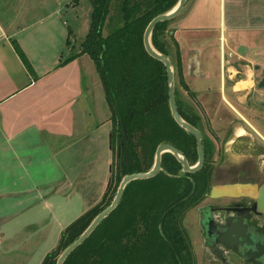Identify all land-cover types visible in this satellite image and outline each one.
Segmentation results:
<instances>
[{
	"label": "crops",
	"instance_id": "crops-1",
	"mask_svg": "<svg viewBox=\"0 0 264 264\" xmlns=\"http://www.w3.org/2000/svg\"><path fill=\"white\" fill-rule=\"evenodd\" d=\"M59 4V0H0V215L5 218L0 224V244L33 223L34 229L53 237L46 254L60 239L59 195L72 198L81 192L88 203L85 211L106 190L104 177L93 180L98 184L95 190L81 180L61 182L59 171L95 169L94 160L103 153V133L108 130L109 162L113 153L110 113L98 120L90 117L88 113L96 116V111L88 104L90 84L84 85L85 72L68 69L84 53L59 65ZM176 17L172 27L189 86H181L184 103L195 106L203 123L212 116L224 120L225 111L231 109L246 119L239 108L254 87V79H234L244 73L236 64L244 60L246 75L251 71L254 75L256 65L264 63L256 60L251 66L255 59L250 55V48L264 38V0H187ZM241 44L247 47L244 54L238 52ZM213 102L216 108L210 114ZM238 130L239 136L244 135L243 127ZM24 213L22 219L30 222L19 224ZM50 219L55 223L52 231L47 229ZM13 221L14 225H7ZM22 244L11 249L24 250ZM2 253L11 255L12 250ZM43 253L35 264H41ZM4 260L15 262L2 258L0 263Z\"/></svg>",
	"mask_w": 264,
	"mask_h": 264
},
{
	"label": "trees",
	"instance_id": "trees-1",
	"mask_svg": "<svg viewBox=\"0 0 264 264\" xmlns=\"http://www.w3.org/2000/svg\"><path fill=\"white\" fill-rule=\"evenodd\" d=\"M178 1L89 0V28L79 46L72 43L69 30L66 44L70 54L61 57L59 65L83 53L94 60L110 109L112 149L119 154V182L127 173L148 170L153 165L158 144L164 141L182 149L191 164L198 160L195 135L172 114L166 65L151 55L144 44V32L150 20L172 9ZM174 20L175 17L157 23L151 40L157 50L170 56L179 85L188 89L181 47L172 27ZM112 23L110 32L104 34L105 24ZM175 93L182 116L199 127L200 115L184 103L177 83ZM203 143L206 160L197 171L180 174L182 163L171 151H166L157 174L130 181L116 208L63 264H197L184 218L190 208L205 199L212 187L213 147L204 136ZM137 183H144L143 192L140 190L143 198L127 199L128 191ZM114 190L110 185L99 202L63 229L58 244L41 264H56L62 250L110 204Z\"/></svg>",
	"mask_w": 264,
	"mask_h": 264
},
{
	"label": "rangeland",
	"instance_id": "rangeland-1",
	"mask_svg": "<svg viewBox=\"0 0 264 264\" xmlns=\"http://www.w3.org/2000/svg\"><path fill=\"white\" fill-rule=\"evenodd\" d=\"M188 1L191 2V0ZM59 2V57L61 54V56L65 58L70 54V48L66 44V37L68 36V31L71 29L70 38L72 43H75L76 46H79L82 38L84 37L85 33L89 28L91 4L89 0H59ZM73 5L76 6L73 7ZM176 18L177 17H175V19ZM113 24L114 23L110 25L105 24L104 34H108L110 32L113 27ZM195 35L196 34H194V36ZM196 37L202 36L200 35ZM250 55H253L255 59L253 64L251 63V66H254L257 61V63H259V61H264V38L262 41H260V44L258 46H252L250 48ZM172 58L175 59L174 54L172 55ZM239 61L240 63L238 62L239 64L236 65H238L239 68L244 71V73L237 74L234 79L241 77H252L254 79V87L252 88L246 99H244V102H241V107L239 108V111L243 114L244 117H246L247 120L242 119L243 123H241L242 116H240L238 112L231 109L229 111L227 110L228 112L225 111V115H228L226 119L220 120L219 118H217V116H212V119L208 117L207 121L203 123L201 120V115L196 110L195 106L191 104L188 100V103H190L189 105L191 107V110L200 115V121L202 122V124L199 126L203 131L204 138L208 139L213 147V155L211 161L214 165V169L216 168L217 171L216 174L215 172H213L214 175L212 186L214 184H221L224 181H226L224 183H227L228 180L230 182H235L233 179L234 175L240 172L242 168L250 167L254 158V161H256V165L259 167V169H262L264 165V154H261V152H264V106L259 103L260 100L264 99V88H260L257 86V82L263 75L264 63L260 64L259 67H253L255 70L251 67L255 72L254 75H252V71L249 73V75H246V68L245 66H242L243 64H245V62H243L244 60ZM173 67L175 66L173 65ZM68 69H74L78 70L79 72H85L84 85L90 84V100L88 101V104L91 105V107L94 106L96 111V116L92 115V112L90 111L88 113L90 117L98 120L100 118H104L105 115H108L110 113L109 105L106 101L105 92L103 89L100 75L96 68L95 62L91 58V56L87 53H84L80 60H78V62H73L72 64H70L68 66ZM175 78L177 87L180 90L181 97L183 95L181 92L182 87L181 85H179V82L177 80L178 78L176 76ZM199 80H201V82L203 83L204 79ZM240 86H244V84H240ZM92 89L94 90L93 96ZM182 99L183 101H185L183 96ZM210 106L211 107L209 113L212 114L211 111L216 108V104L213 102L212 104H210ZM223 107L224 106L219 109L220 114L224 112V110H221ZM81 119L84 118L81 117ZM248 121L260 131L261 135L250 127ZM240 127H243L245 129L244 135L242 136L238 135V129ZM103 134L106 141V144L103 145L106 149V155L103 154L104 148L102 147L103 153H100L99 156L94 160L96 165L95 169H64V171L63 169H61V172L59 171V178H62L61 182L63 181L65 184H67V182H71L73 184L75 181L78 182L81 180L82 183H88V186L94 185L93 187L96 190L98 184L96 182L95 184H93V180H100L104 177V180L106 182L104 186L107 189L109 176L112 175L111 185L115 187V190L111 193V195H113L114 198L120 183L118 181L117 174L119 154L118 150L113 152L112 161L109 162V158L111 155V152L109 150V130L105 131ZM3 178L5 179V176L1 175L2 180ZM83 180H85V182H83ZM256 184H254L253 188L256 187ZM141 189L143 192L144 183H137V185L133 187L132 190L128 191V196L126 198H134L137 201L141 200L144 194L141 193ZM79 193L80 194H72V198L66 197L67 195L64 194L59 195V221L62 224V229L67 226L71 221L80 216L84 211L83 208H85V206H88L86 199L84 200L81 192ZM101 198L98 199V201L101 200ZM221 199L224 198H213L211 196H208L205 197V199L199 204L201 205L202 203L215 202ZM198 205L190 208L186 212L184 218V226L187 231L190 230L189 233L191 232L193 250L196 255L197 264H222L219 260L215 259L209 249L204 247L203 237L199 232L200 215ZM5 206L7 207V205H1L2 208H5ZM25 214L26 213L21 215V220L18 222L19 224L24 222L25 219L22 218L25 216ZM1 217L2 215H0V224L5 220L4 217ZM50 220L51 221L47 229L49 228V230L52 231L55 228V223H52L53 219ZM27 222H30L29 219H27L24 224ZM7 223L8 226L14 225L16 221ZM107 225L108 223L105 224L103 228ZM8 226L6 227V229L8 228ZM9 229H7V231ZM62 229H60L59 231V237ZM44 233V230L40 232L38 231V229H34V224L32 223L29 224L26 230L20 232V234L14 237L11 236L10 238L4 239V241L0 244V259L14 258L15 262H11L10 260H4L3 263L0 264H35V262L42 255V253L45 250L48 251L47 248L53 242V237H51L49 234L43 235ZM20 242H25L24 245L22 244L24 250L21 247L11 249L12 247H14V245L20 244ZM3 250L4 252H10L12 250V253L11 255L3 254ZM45 254L46 253H43V257Z\"/></svg>",
	"mask_w": 264,
	"mask_h": 264
},
{
	"label": "water",
	"instance_id": "water-1",
	"mask_svg": "<svg viewBox=\"0 0 264 264\" xmlns=\"http://www.w3.org/2000/svg\"><path fill=\"white\" fill-rule=\"evenodd\" d=\"M187 3V0H179L178 3L170 10L166 12L159 13L155 15L150 22L148 23L145 32H144V44L147 49V51L153 55L154 57L161 59L167 68L168 72V85H169V101H170V107L172 114L176 121L183 126L186 130L192 132L196 137L197 142V148H198V160L191 164L188 160L187 155L185 152L180 149L179 147L175 146L171 142H161L158 144L155 152L154 162L153 165L145 171H135L132 173L125 174L118 186V189L116 191V194L109 205H107L104 209H102L90 222V224L84 229V231L68 246H66L62 252L59 254L56 264H63L66 258L69 256V254L77 247L79 246L91 233L92 231L98 226V224L119 204L123 192L125 190L126 185L138 178H148L152 177L155 174H157L162 169V154L166 151H171L178 160L182 163V168L180 170V174H184L185 172H195L198 169H200L206 160V153H205V147L203 143V133L201 129L194 125L193 123L189 122L187 119H185L179 108L178 103L176 100V80H175V71L173 67L172 60L170 56L164 52H161L157 50L151 40V35L153 28L156 26L157 23L171 19L173 17H176L178 14H180L183 9L185 8V5ZM246 45L241 44L238 48V52L241 54L245 53ZM232 51H230L231 54ZM233 53V52H232ZM260 65H256V67H259ZM257 86L260 88H264V74L261 76L259 81L257 82ZM259 103L264 106V99L260 100ZM124 132L126 137L128 138V132L126 127H124ZM124 146V142L122 143ZM123 154L124 150L122 149V160L123 162ZM112 176H109L108 185L107 188L111 185ZM252 187L249 183H221V184H214L210 190L209 195L211 197H220V196H228V195H235V194H242V193H248L245 190L241 191V187L244 186ZM254 187V186H253ZM257 187V186H256ZM255 187V195L257 196V201L252 206L253 209L256 211L264 210V183L260 185L259 187ZM237 209V208H234ZM213 210H215L213 208ZM213 210L211 207H207L202 211V214L200 216V222L205 230V237L207 239V242L212 246L213 251L217 253L218 258L225 259V256L222 255V249H220L217 245L218 241H223L226 243V246L228 248L233 247L234 240L237 238H240L244 243L246 244H253L254 242H248L247 239H245L244 232H241L246 228V221L244 218L236 219L235 217H225L223 214L217 213L216 216L213 213ZM244 238V239H243ZM258 239L255 240V244L251 245V247L248 250V253H256L260 254L258 256H261V253H258L259 250H257V246H259V243L256 242ZM254 246V247H253ZM234 250V249H233ZM232 250V251H233ZM221 255V256H220Z\"/></svg>",
	"mask_w": 264,
	"mask_h": 264
},
{
	"label": "flooded vegetation",
	"instance_id": "flooded-vegetation-1",
	"mask_svg": "<svg viewBox=\"0 0 264 264\" xmlns=\"http://www.w3.org/2000/svg\"><path fill=\"white\" fill-rule=\"evenodd\" d=\"M242 119L244 118L241 117V123H243ZM249 125L251 128H253L256 132H258L261 135L260 131L252 123H249ZM261 154H264V152H261ZM254 160L252 161L250 167L242 168L241 171L239 170L240 172L234 175L233 179L236 183H249L252 185V187L254 186V184H256V182H257L256 184L257 187H259L264 183V165L262 169H259V167L256 165V161ZM209 193L210 191L207 193L206 197L210 196ZM222 197L224 199H221L219 201L202 203L201 205L199 204L198 205L199 215L201 216L202 211L204 209H206L207 207H211L212 210L213 208L215 209L213 210V213L215 215L219 213V214H223L225 217L232 216L235 217L236 219L239 218L241 219L245 217L246 228H244V230L241 232H244L243 234L245 235V239H247L248 242L250 243L254 242L253 244H255V240L258 239L256 241L259 243V246H257V250H259L258 253H261V256H258L260 254H256V253H248L249 248L253 244H246L242 240H240V238H237L233 241L234 245L232 249L228 248L226 246V243L223 241L217 242L218 247L222 249V255L225 256V259L218 258L219 256H217V253L213 251L212 246L207 242V239L205 237L204 227L200 222L199 232L203 237L204 247L209 249V251L213 254L215 259L219 260L222 264H264V210L256 211L255 209L252 208L254 203L257 201V196L253 191L251 192L249 191L248 193H242V194L240 193L235 195L220 196L213 198H222ZM187 234L192 243L193 241H192L191 233L187 231Z\"/></svg>",
	"mask_w": 264,
	"mask_h": 264
},
{
	"label": "bare ground",
	"instance_id": "bare-ground-1",
	"mask_svg": "<svg viewBox=\"0 0 264 264\" xmlns=\"http://www.w3.org/2000/svg\"><path fill=\"white\" fill-rule=\"evenodd\" d=\"M254 189H255V188H253V187H249V186L246 185V186H244V187H241L240 190H241V191H244V190H245L246 192H249V191H250V192H251V191L255 192Z\"/></svg>",
	"mask_w": 264,
	"mask_h": 264
}]
</instances>
